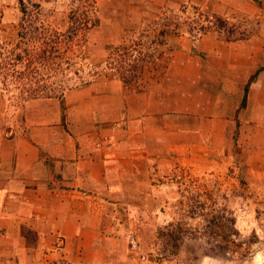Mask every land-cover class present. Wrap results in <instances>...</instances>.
<instances>
[{
	"label": "rangeland",
	"instance_id": "rangeland-1",
	"mask_svg": "<svg viewBox=\"0 0 264 264\" xmlns=\"http://www.w3.org/2000/svg\"><path fill=\"white\" fill-rule=\"evenodd\" d=\"M25 1L40 3L42 18L63 30L72 9L95 6L90 17L96 25L84 36V51L101 75L70 90L90 85L111 89V80L122 82L129 93L156 86L165 115H180L196 132H183L180 141L195 145L168 152L167 144L174 140L166 139L165 152L151 160L144 182L129 184L126 198L104 216L103 223H111L112 229L102 232L99 251L96 246H68L61 236L52 247L38 248L35 231L26 228L28 253L20 256L13 246L1 248L8 251L0 254V264H264V133L254 138L252 129H243L235 117L247 86L239 94L235 87L228 91V75L231 80L242 71L230 70L227 57L207 55L202 42L208 34L227 42L264 31V0L260 11L234 19L195 1L160 8L150 4L153 0ZM135 4L143 7L142 13L133 9ZM128 5L133 6L128 10ZM20 7L21 0H0V40L6 43L18 39ZM219 19L226 20L224 25ZM230 35L237 39L228 40ZM181 44L185 48L179 50ZM124 47L141 51L132 57L143 58L145 72L139 81L125 83L107 68L109 56ZM0 96L6 132L11 136L20 126L24 133L30 100L17 101L1 91ZM168 229H182L184 238L175 256L162 258L159 248L168 239L158 235Z\"/></svg>",
	"mask_w": 264,
	"mask_h": 264
},
{
	"label": "crops",
	"instance_id": "crops-1",
	"mask_svg": "<svg viewBox=\"0 0 264 264\" xmlns=\"http://www.w3.org/2000/svg\"><path fill=\"white\" fill-rule=\"evenodd\" d=\"M182 1H195L230 19L263 8L260 0H153L150 4L160 8ZM141 8L133 6L137 13H142ZM202 42L207 55L227 57L230 70L242 71L232 77L234 81L228 75L227 90L235 87L239 94L247 86L246 99L234 114L256 138L264 133V31L227 42L208 34ZM181 45L179 50L185 48ZM99 87L68 90L62 99L30 100L24 133L15 126L11 136L0 96V254L8 251L1 248L12 246L20 256L28 253L26 228L35 231L38 248L52 247L61 236L68 246H96L99 251L102 232L112 229L111 223H103L104 216L117 200L126 198L129 184L144 182L151 160L165 152L166 139L174 140L167 144L168 152L193 149L195 143H182L180 138L183 132L196 134L194 128L185 126L189 123L178 114L165 115L156 86L150 92L144 88L129 93L122 82L111 80V89Z\"/></svg>",
	"mask_w": 264,
	"mask_h": 264
},
{
	"label": "trees",
	"instance_id": "trees-1",
	"mask_svg": "<svg viewBox=\"0 0 264 264\" xmlns=\"http://www.w3.org/2000/svg\"><path fill=\"white\" fill-rule=\"evenodd\" d=\"M20 8L22 17L17 41L0 40V91L3 95L11 94L21 102L37 98L62 99L67 90L96 81L101 74L96 72V64L86 61L84 51V36L96 25V20L90 17L95 6L72 9L65 30L42 18L43 9L38 2L21 0ZM224 21L220 20L221 25ZM228 37V40L237 39ZM136 51L141 54L136 48L124 47L109 56L107 68L125 83L139 81L144 75V64L140 63L143 58H132ZM183 234L182 229L159 233V238L168 239L159 248L162 258L177 254Z\"/></svg>",
	"mask_w": 264,
	"mask_h": 264
}]
</instances>
